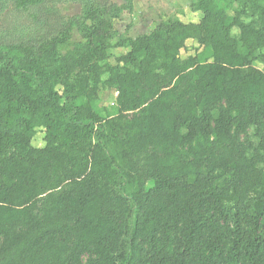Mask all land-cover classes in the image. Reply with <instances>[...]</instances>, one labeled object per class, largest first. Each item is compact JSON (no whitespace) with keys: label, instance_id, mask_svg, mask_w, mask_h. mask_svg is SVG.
Instances as JSON below:
<instances>
[{"label":"trees","instance_id":"obj_1","mask_svg":"<svg viewBox=\"0 0 264 264\" xmlns=\"http://www.w3.org/2000/svg\"><path fill=\"white\" fill-rule=\"evenodd\" d=\"M189 1L0 0V264H264V0Z\"/></svg>","mask_w":264,"mask_h":264},{"label":"rangeland","instance_id":"obj_2","mask_svg":"<svg viewBox=\"0 0 264 264\" xmlns=\"http://www.w3.org/2000/svg\"><path fill=\"white\" fill-rule=\"evenodd\" d=\"M120 4L124 0H114ZM61 13L71 16L79 13L81 6L79 4L64 2L56 6ZM238 5L233 4L229 9V14L235 15ZM35 7L29 9H20L11 15V20L16 17H21L23 20H32L37 13ZM16 15V16H15ZM203 17L201 10L193 9L189 0H134V8L132 11H126L121 18L115 20V27L121 33L130 38H137L144 34H149L160 22L169 19H178L185 23L199 22ZM80 33L75 30L73 32V41L80 40ZM198 44L194 40H189L187 49L182 50L181 56L183 58L194 53V48ZM130 48L119 47L110 51V61L112 63L118 62V58L125 55ZM259 67L264 65L259 62L256 63ZM117 93L115 90H109L102 93L100 106H108L111 108L115 104ZM45 132L42 128L38 129L33 140V145L36 147H43L45 145ZM138 164L142 165L141 157L138 158Z\"/></svg>","mask_w":264,"mask_h":264}]
</instances>
